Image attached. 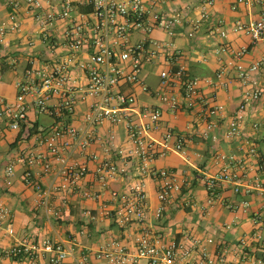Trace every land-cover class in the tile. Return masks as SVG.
Returning <instances> with one entry per match:
<instances>
[{
	"label": "built area",
	"instance_id": "2783aa9c",
	"mask_svg": "<svg viewBox=\"0 0 264 264\" xmlns=\"http://www.w3.org/2000/svg\"><path fill=\"white\" fill-rule=\"evenodd\" d=\"M8 0L11 10L8 22L0 23V47L10 32L19 31L24 20L30 18L36 27L38 42L27 40L33 50L39 45L40 54L29 57L21 75L15 81L16 97L13 100L0 95V117L6 119L14 131L35 126L30 123L29 112L46 114L53 121L49 127L38 129L33 135L38 146L26 151L22 162L24 183L33 188L42 204L49 209L53 196L61 193H78L84 199L96 200L100 194L82 184L89 174L87 162H97L95 182L106 186L128 172L106 150L102 157L90 151L97 142L96 129L104 122L124 125L127 151L117 152L121 158L136 159L140 175L152 177L157 184L160 206L156 217L163 216L166 205L182 192L183 184L176 172L155 169L152 163L169 151L184 154L187 135L168 130L163 141L150 134L161 125L162 112H181L204 106L203 119L206 131L203 137L217 127L225 108L202 95L201 80L192 76L182 63L179 39L194 38L196 33L211 20L217 0ZM264 8V0H236L231 9L239 6ZM209 34L223 39L219 53L233 54L236 78L244 87L242 100L229 121L227 136L234 137L241 130L247 108L264 98V87L258 86L254 75L264 72V57L248 67L241 63L250 46L264 44V11L259 18L238 19L231 28L222 23L208 29ZM243 34L250 39L248 46L233 50L226 41L230 33ZM39 43V44H37ZM157 69L158 85L152 88L145 79L148 67ZM229 69H221L212 86L228 88L231 79ZM253 85V86H252ZM252 86V87H250ZM125 88H127L125 90ZM132 89V90H130ZM150 94L159 104L141 103L137 92ZM81 104L86 105L84 129L71 122ZM260 124H255L258 128ZM32 135V134H30ZM250 154L255 149L249 150ZM248 154V155H250ZM226 166L220 174L206 180L212 193L218 182H229L239 191L241 175L236 165L243 159L234 155L224 156ZM16 164L6 168V184L13 185ZM52 176V182L44 187L41 179ZM118 203L113 218L121 227L144 224L149 208L148 195L143 181H136L126 191H111ZM62 210L53 209L51 215L60 217ZM9 210L0 206V228L5 225L8 235H15ZM89 224L96 220L89 209L84 211ZM72 241V240H71ZM196 240L198 252L192 260L193 249L173 241L164 245L145 232L137 240V251L131 254L125 247L113 243L112 250H102L97 258L105 264H136L145 259L146 264H232L223 253H213L206 244ZM74 250L67 242L44 239L38 242L22 241L15 246L1 247L0 258H23L27 264H65L73 257ZM43 260L46 262L44 263ZM74 264H88L83 253Z\"/></svg>",
	"mask_w": 264,
	"mask_h": 264
},
{
	"label": "crops",
	"instance_id": "0c3cea01",
	"mask_svg": "<svg viewBox=\"0 0 264 264\" xmlns=\"http://www.w3.org/2000/svg\"><path fill=\"white\" fill-rule=\"evenodd\" d=\"M236 0H217L212 10L211 20L196 33L194 38L182 37L178 43L181 47L182 63L192 76L201 80L202 95L208 100L214 98L225 108L223 118L217 120V127L203 137L206 124L203 119L204 106L194 110L181 112H162L160 128L150 136L159 141L168 130L187 135V145L184 154L169 151L152 163L155 169H169L176 172L183 184L182 192L166 205L163 216L156 217L160 202L157 196L156 181L147 175H140L136 159L121 158L118 151H127V132L124 125L114 126L104 122L96 129L97 142L90 151L104 156L110 150V156L117 164L127 168L128 172L116 180L103 186L95 181L94 171L97 162H87L89 174L83 181L82 189L89 188L100 194L96 200L84 199L78 193H61L53 196L47 209L41 202L37 192L24 183L22 162L26 151L34 150L38 144L34 138L38 129L49 127L53 119L46 114L29 112V120L35 128L28 131H14L6 119L0 117V206L9 210L11 224L15 235L10 236L5 225L0 228V246H15L19 242H38L50 239L67 242L73 248V257L65 264H74L83 253L87 255L88 264H105L97 258L99 251L112 250L113 243L125 247L131 254L137 251V240L145 232L154 239H159L164 245L175 241L194 250V242H206L208 238L213 243L206 244L213 253H223L232 264H264V98L250 105L245 112V121L241 130L234 137H228L229 121L237 110L244 92L242 84L233 78L235 71L233 54L219 53L218 49L223 39L209 34L208 29L222 23L227 28L238 19L249 20L259 18L264 8L241 5L236 11L231 9ZM183 4L186 0H183ZM11 10L8 0H0V23L8 22ZM32 20H24L23 27H31ZM36 35V34H35ZM32 39L30 31L23 28L10 32L4 44L0 47V79L8 72L13 74L9 84L2 85L0 95L13 100L16 97L15 81L24 70L29 57L38 56L41 46L30 49L27 40ZM233 50H238L250 44V39L243 34L230 31L226 40ZM264 57V44L250 46L249 52L241 63L248 67L254 61ZM231 70L228 78L231 82L228 88L212 86L209 80H215L221 69ZM157 69L150 66L146 69L147 83L156 88L158 85ZM258 86L264 87V72L254 75ZM253 86V85H252ZM250 86V87H252ZM127 88H125L126 90ZM132 90V89H130ZM143 93L138 91L139 95ZM145 94V93H144ZM152 98L150 94H147ZM140 101V100H139ZM141 103L153 104L148 101ZM86 105L81 104L78 112L71 118L73 125L80 129L86 127L83 112ZM260 124L255 128V124ZM16 142V145L13 143ZM254 148L255 153L249 150ZM250 154V155H248ZM234 155L243 159L236 165L241 175L242 184L236 192V186L229 182H218L214 190L209 192L206 180L220 174L226 166L224 156ZM16 164V174L13 185L6 184V168ZM52 176L41 179L44 187L52 182ZM143 181L148 195L149 208L144 224L119 226L113 218L114 209L118 203L111 197V191H126L128 186L136 181ZM60 208V217H53L51 211ZM93 212L96 220L89 224L84 211ZM72 240V241H71ZM198 252L193 251L195 261ZM44 263H46L43 260ZM136 264H146L145 259H137ZM0 264H27L23 258L1 257Z\"/></svg>",
	"mask_w": 264,
	"mask_h": 264
},
{
	"label": "rangeland",
	"instance_id": "374dc122",
	"mask_svg": "<svg viewBox=\"0 0 264 264\" xmlns=\"http://www.w3.org/2000/svg\"><path fill=\"white\" fill-rule=\"evenodd\" d=\"M23 29L25 31H30V34L32 35V40L35 41V42H38L39 40V36L38 35H35V31H36V27H34V23L31 24V27L29 26V28L26 26V27H23ZM39 44V43H37ZM13 77V74L8 72L3 78L0 79V93L2 94L3 93V87L2 85L5 84H9V82H7L8 80L10 81ZM139 100L140 101H148L150 103H153V104H159V101L157 98H152L150 97L149 95H147L146 93H141L139 95Z\"/></svg>",
	"mask_w": 264,
	"mask_h": 264
},
{
	"label": "trees",
	"instance_id": "16d2710c",
	"mask_svg": "<svg viewBox=\"0 0 264 264\" xmlns=\"http://www.w3.org/2000/svg\"><path fill=\"white\" fill-rule=\"evenodd\" d=\"M13 145H16V142H14Z\"/></svg>",
	"mask_w": 264,
	"mask_h": 264
}]
</instances>
